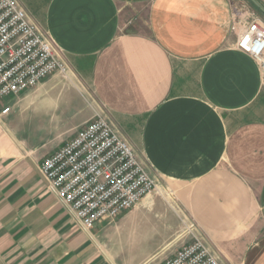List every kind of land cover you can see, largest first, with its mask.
I'll list each match as a JSON object with an SVG mask.
<instances>
[{"label": "crops", "instance_id": "0c3cea01", "mask_svg": "<svg viewBox=\"0 0 264 264\" xmlns=\"http://www.w3.org/2000/svg\"><path fill=\"white\" fill-rule=\"evenodd\" d=\"M16 1L68 71L0 103V264H163L191 243L182 220L221 264H264V77L230 31L238 15L264 26V0ZM68 91L82 107L58 120L46 109ZM95 113L156 194L84 230L39 166Z\"/></svg>", "mask_w": 264, "mask_h": 264}, {"label": "built area", "instance_id": "2783aa9c", "mask_svg": "<svg viewBox=\"0 0 264 264\" xmlns=\"http://www.w3.org/2000/svg\"><path fill=\"white\" fill-rule=\"evenodd\" d=\"M234 48L250 57L264 77V26L235 16ZM67 65L54 42L31 23L16 0H0V103L17 98ZM9 107L0 110L1 115ZM39 172L48 188L84 230L112 222L156 191V183L131 147L98 113L76 136L45 158ZM163 264H221L200 238Z\"/></svg>", "mask_w": 264, "mask_h": 264}, {"label": "rangeland", "instance_id": "374dc122", "mask_svg": "<svg viewBox=\"0 0 264 264\" xmlns=\"http://www.w3.org/2000/svg\"><path fill=\"white\" fill-rule=\"evenodd\" d=\"M80 95L76 94L74 91H68L65 92L62 95V98L60 100L57 101V106L58 107H47V111H49V113H53V115H56L58 117V120L60 119V116L62 115V110L63 107L65 109V113L66 115L70 116L72 114H74V112H76L77 110H79L82 107V100L84 98V95L79 93ZM68 105V106H67ZM67 106V107H66ZM34 118H32V120L36 123L40 122V123H44L42 120L44 119V110L43 108L40 109L36 114H34ZM75 117L77 116H73L72 118V122H75ZM79 118V117H78ZM156 191L150 193L149 195L151 196H155ZM181 228H182V232L179 234L178 236V242L182 243V242H192L193 239L195 237H199L198 236V232L195 229L194 225L187 222V221H183L181 223ZM133 233H137L140 236H145V233H149V228L141 225L138 226ZM123 234V249H126V247L129 245V242L131 240H133L134 237H136L135 235H132L130 233H128V231H125L122 233ZM156 242V239L152 240V245ZM143 247H147V244H142Z\"/></svg>", "mask_w": 264, "mask_h": 264}, {"label": "water", "instance_id": "95a60500", "mask_svg": "<svg viewBox=\"0 0 264 264\" xmlns=\"http://www.w3.org/2000/svg\"><path fill=\"white\" fill-rule=\"evenodd\" d=\"M256 8H258V9H260V10H262L261 9V7L259 6V4L258 3H256L254 0H249ZM263 11V10H262Z\"/></svg>", "mask_w": 264, "mask_h": 264}]
</instances>
